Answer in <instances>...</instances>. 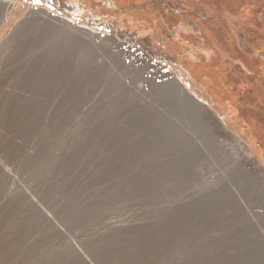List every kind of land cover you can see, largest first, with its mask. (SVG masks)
Returning a JSON list of instances; mask_svg holds the SVG:
<instances>
[{
    "label": "rangeland",
    "instance_id": "rangeland-1",
    "mask_svg": "<svg viewBox=\"0 0 264 264\" xmlns=\"http://www.w3.org/2000/svg\"><path fill=\"white\" fill-rule=\"evenodd\" d=\"M0 264H264V0H0Z\"/></svg>",
    "mask_w": 264,
    "mask_h": 264
}]
</instances>
